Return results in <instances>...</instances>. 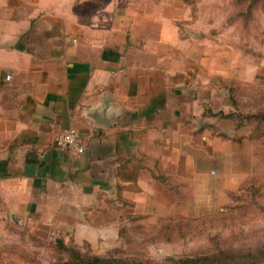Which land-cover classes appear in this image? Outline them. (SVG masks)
<instances>
[{"label": "crops", "instance_id": "obj_1", "mask_svg": "<svg viewBox=\"0 0 264 264\" xmlns=\"http://www.w3.org/2000/svg\"><path fill=\"white\" fill-rule=\"evenodd\" d=\"M190 2L0 0V264L220 205L212 172L248 128ZM71 128L83 154L55 146Z\"/></svg>", "mask_w": 264, "mask_h": 264}, {"label": "rangeland", "instance_id": "obj_2", "mask_svg": "<svg viewBox=\"0 0 264 264\" xmlns=\"http://www.w3.org/2000/svg\"><path fill=\"white\" fill-rule=\"evenodd\" d=\"M190 3L198 18L195 31L221 46L218 63L238 80L235 108L243 115L264 112V0L250 14V0ZM246 126L247 139L232 143L220 163L221 172H212L216 186H209L206 195L211 199L221 195L219 206L207 205V214L197 219L164 221L148 231H123L108 251L99 254L85 245L80 247L82 254L144 264H184L203 258L210 259L199 264H264V123L252 120ZM60 259L59 253L44 249L26 264H57Z\"/></svg>", "mask_w": 264, "mask_h": 264}, {"label": "trees", "instance_id": "obj_3", "mask_svg": "<svg viewBox=\"0 0 264 264\" xmlns=\"http://www.w3.org/2000/svg\"><path fill=\"white\" fill-rule=\"evenodd\" d=\"M259 2V0H250V4H248L247 9L248 13L250 14L251 10L254 9L256 4ZM236 116L239 118V122L241 125L243 123L250 124L253 121H256L257 124H263L264 123V112L259 113L257 115H243V114H237L233 115V117ZM254 137V132L252 133L251 138ZM55 252L59 253L62 257L58 261L57 264H144L142 262H130L126 260H120L115 258H108V257H101V256H88L83 255L80 251V248L75 245H65L64 243H57L55 245ZM251 256V254H249ZM64 257V259H63ZM210 258H203L198 260H186L183 263L184 264H199V263H205L208 262Z\"/></svg>", "mask_w": 264, "mask_h": 264}, {"label": "built area", "instance_id": "obj_4", "mask_svg": "<svg viewBox=\"0 0 264 264\" xmlns=\"http://www.w3.org/2000/svg\"><path fill=\"white\" fill-rule=\"evenodd\" d=\"M7 80L10 81L11 78L8 77ZM55 146L74 155H80L86 151L79 134L72 128L63 130L56 136Z\"/></svg>", "mask_w": 264, "mask_h": 264}]
</instances>
